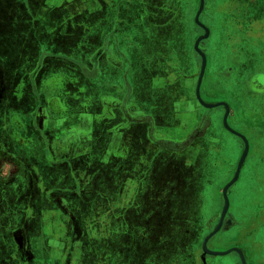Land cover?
I'll list each match as a JSON object with an SVG mask.
<instances>
[{
  "label": "crops",
  "instance_id": "1",
  "mask_svg": "<svg viewBox=\"0 0 264 264\" xmlns=\"http://www.w3.org/2000/svg\"><path fill=\"white\" fill-rule=\"evenodd\" d=\"M212 1L213 7L219 1L214 9L225 15L224 28L228 33V47L224 46L213 74L218 63L222 68L233 62L235 65L234 68L231 66V78L221 81L225 101L206 102L204 95L217 92V88L212 87V74H207L206 55L207 66L199 94L207 104L226 103L229 126L234 129L230 124L233 122L244 130L241 133L234 129L244 135L250 145L243 167L252 146L262 160L261 173L255 176V192L244 193L239 200H231L228 194V212L232 217L223 221L217 234L222 229L234 228L241 240L223 252L231 251L227 255L235 253L239 264H264V240L257 241L261 237L255 234L264 228V93L253 95L246 85L257 71L264 73V44L261 55L258 51L248 52L250 38L246 39L247 44L233 34L244 31L250 32L248 35L254 34L255 26L264 32V18L254 16L255 10L259 15L263 12L264 16V0L261 4L254 2L257 0ZM198 2L200 9L201 0ZM185 18L183 0H0V264H45L43 252L49 236H31L29 233V225L32 229V221L39 217L45 226L49 222L59 224V219H64L63 214L68 215V209L75 208L84 220L78 216L76 219L80 222L75 223L72 232H81L79 240L84 237L88 232L85 228L89 222L87 209L97 206L94 197L102 193L110 177V173L103 170L106 165L100 161L103 153L106 154L104 162H111V159L119 162L120 165L111 168L115 170L125 167L120 162L131 155L136 156L150 167L146 175L152 173L150 161L154 159L166 161L174 156L192 154L194 157L190 159L196 160L199 154L220 153V140L205 138L211 120L209 116L199 114L196 105L209 110L223 105L207 108L197 93L195 98L194 90L187 88L192 74L183 71L187 55ZM195 22L202 33L196 16ZM201 23L210 30L208 25ZM47 33L63 35L57 46L64 49V56L46 52ZM226 56L236 58L225 62ZM198 59L200 67L202 60ZM175 70L182 75L177 76ZM198 75L199 72L194 76ZM168 80L175 82L174 88L163 84ZM175 99H178L176 103ZM174 104L179 107L175 123L172 121L174 110H171ZM223 108L226 115L227 109ZM33 129L37 132L36 137ZM224 130L229 132L225 126ZM232 135L240 141L242 157L243 141ZM202 140L206 146L198 145ZM19 143L28 144L34 150L16 153L15 145ZM115 170H110L111 174ZM241 172L229 192L239 181ZM168 175H158L154 190L148 192L149 197L159 199L157 202L162 207L202 206V200L188 199L190 193L182 191L179 185L174 191L166 190ZM198 197H202L201 193ZM117 199L120 201L115 205L120 207L123 203L120 197ZM233 204L235 210L231 211ZM183 214L181 220L176 221L177 226L172 222L168 225L166 215L155 218V227L151 221H146L147 228L136 238L155 240V228L165 236L169 226L170 234L181 232L176 239L184 238L185 230L186 236L191 235L200 227V220L197 217L194 224H189L183 220ZM138 216L136 212L134 219ZM73 219L75 221L74 216ZM18 223L23 226L6 232L10 225ZM117 224L116 229L124 235L125 222ZM180 224L186 228L183 232L184 226L180 227ZM34 240H41L40 248ZM249 240V246L257 250L260 259L255 260L254 253L243 244ZM60 241L63 245L61 256H68L70 250L64 249L65 238ZM15 242L18 246L13 251L11 246ZM9 248L11 252H8ZM90 249L87 256L94 253ZM137 251L140 252L138 247ZM48 255L53 260H63L55 258L53 249Z\"/></svg>",
  "mask_w": 264,
  "mask_h": 264
},
{
  "label": "rangeland",
  "instance_id": "2",
  "mask_svg": "<svg viewBox=\"0 0 264 264\" xmlns=\"http://www.w3.org/2000/svg\"><path fill=\"white\" fill-rule=\"evenodd\" d=\"M183 2L185 3V19L187 28V33L184 35L187 55L185 58L186 65H184L183 71L185 74H192V78H190L189 80L188 87L189 89L193 90L197 83V79L194 75L198 74L199 72V59L197 52L198 49L196 50L195 46L197 48L198 45L199 50L203 54H205L203 51L206 50L205 55H207L209 62V65L207 67V74H213V70L216 65L215 63L217 62L218 58H221L224 52V46L228 47V42L226 41L228 33L224 28L227 20L225 15L218 14V12L214 9L219 1H217L213 7V1L207 0L206 3L204 2V7L205 4H207L205 10L202 13L201 18L200 16L199 18L204 24L209 26L211 35L209 37L210 30L205 26L208 32L206 31V33L201 36V30L196 28L195 22V16L199 9L198 0H183ZM254 2L261 4V0H257ZM210 5H212V9H210ZM222 8L226 9L225 5H223ZM260 8L261 10H263V6H260ZM256 13H258L257 10H255L254 16H262V18H264L262 14L263 12L261 13L260 11V15L259 13L258 15H255ZM46 21L47 25H50V21ZM255 30L256 31L254 32V34L252 33L251 35L255 40V44H258L259 42L256 39L258 37H261L262 33L264 34V32L258 26H255ZM52 34L53 33H47L48 36L46 37V45L48 49L46 52L48 54L52 53L64 56V49H59V47L57 46V42H62L63 35L60 36V34ZM200 44L202 45L201 48ZM246 50L250 49L247 48ZM252 50L253 52H256L258 50L263 51V48L262 45H254V48ZM199 56L201 57L200 54ZM230 65L234 66V64ZM61 82L62 80L60 81V83ZM61 90L62 88L60 89V92ZM217 92L214 95H204L203 99L209 103L225 101V98L223 97V90L220 88L217 90ZM59 105L61 106V104ZM196 106L198 107L199 114L203 116H209L211 120L210 129L205 138L213 137L219 139L221 142V151L220 153L206 151L207 153H203L202 156H200L201 154H199L198 157H196V160L190 159L191 157H194V155L192 154L174 156L173 159L166 160V165L162 166L158 163L157 168L155 167L156 178L160 174L161 176H165L167 173L169 174V181L166 184V190L170 189L171 191H174V188L179 185L182 191L190 193L195 189V187L192 186L196 184L197 195L199 196V194L201 193L202 197L200 198L196 196L195 200H202L203 203L201 207L190 209L192 214L191 216L196 219L198 217V220H200V227L196 231V238L192 236L193 238L191 237L189 240H187L183 247H181V243H179L177 245L179 249H175L174 254H171L169 256H166L164 254L163 258L159 259L161 260V262H154V264H239V257L235 253H231L226 256H213L209 254L204 255L203 243L204 240L216 229L218 225L217 218L220 217L221 219L222 217L224 210L223 202H225L223 190L224 187L232 179L234 174L233 171H235L236 173V170L238 168V164L240 162V157L242 154L241 144L237 137L224 130L223 118L225 115V109L223 107L209 110L198 105ZM59 108L63 109L62 106ZM230 124L235 130L241 131V133L244 132V130L238 124H234L233 122H231ZM174 135L180 136V133L174 132ZM198 143V145L201 144V146H206V142H204V140ZM243 148L245 149L244 141ZM29 150L34 149L28 144L21 145L19 143L18 145H15V151L20 154H22V152H28ZM135 154L137 155V153ZM105 156L106 154L103 153V155L100 157V161L103 162L104 165H106L104 166L103 170L110 173V177L106 180L107 183L104 184L103 191H101L102 193H100L98 197H94V202L97 206L95 208L88 207L87 209V219L93 218V221L88 223V237L90 235V240L93 244L87 243V237L81 238V240H79V233H81L78 232L79 230H76V234L74 231L72 232V230H74L75 228V223L80 222L79 219L76 218L78 216L83 218V215H80L81 212L78 213L74 211V209H72L74 212L69 214L71 215L70 217L65 216L63 220L59 219V224L49 222L45 226V223H42L40 217L38 218V220L34 219V222L32 221L31 223V233H33L31 236H37V234L49 236V238L46 237L48 240L44 245L45 251L43 252V261L45 264H143L141 251L150 252V249H152V252H150L151 254H154L155 251H157L156 241H149V238H142L140 240L136 238L139 235L137 234L138 230L136 228L140 226V230L143 231L145 227L147 228L146 223H148L146 222L147 220L143 221L140 218L134 219V215L136 213L135 210L137 209L136 206L140 201L138 194L142 188L141 184L139 183V173L141 169L143 170L145 168V166L143 167V164L138 160L136 156L131 155L126 160L120 162L125 166L124 168L121 167L118 170H115L111 168L113 167V165H120L119 162L111 159V162L106 163L104 162ZM258 156L259 155L256 154L255 149L252 146L250 155L246 161L245 166L242 169L241 177L236 185L231 188V192H229L231 200H239L245 194H251V191L255 192V176H258V174L261 173L260 170L262 169V160H260V157ZM140 164L141 168L139 166ZM136 168H138V171H134ZM248 169L249 171H247ZM110 170L115 171H112L111 174ZM186 178L190 179L192 181V184L190 181H187ZM141 183L144 184L143 190H146L144 191V196L146 194L147 196H149V193L147 192V190L150 189V187H147L149 186V184L145 181ZM203 183L204 185H202ZM156 184L157 181H155V186ZM135 189H137L138 192H136ZM153 190L154 188L151 189V191ZM166 190H164V194H166ZM170 194H172V192H170ZM191 196L193 197L194 195L190 193V197H188V199H191ZM119 197L121 198V203L123 204H121L120 207H117L115 204H117L116 202L120 201L117 199ZM152 199H154L155 202L159 201V199H155L154 197ZM172 207L173 206H163L159 208V210L154 209L155 207L151 208L148 212L149 218L152 219L151 225L154 226L153 221L155 220V218L157 219V217L159 218V216L164 215H166L167 220L169 221L168 225H170L171 222L173 225H178L176 221H180V217H173V215H171ZM233 207L234 204L232 205L231 211L235 210L233 209ZM173 208H175V211H179L177 206ZM157 210L158 216H155V212ZM161 210L163 211L162 213H160ZM85 212L86 209L83 211L84 215ZM193 212L195 213L193 214ZM72 214L75 217V221ZM227 214L228 211L226 212L225 216ZM120 222H125L126 227L124 230V235L123 233L118 232V230L116 229L118 226L117 223ZM190 224L194 223L190 222ZM17 227L21 228V225H10V227L6 229V232H10ZM169 227V230H167L168 233L164 237H168L169 235H171L170 233H172V231ZM155 232V236L157 238H160V236H162L160 229L156 230L155 228ZM255 234L258 238L261 237V239H257V241L264 240V228L256 231ZM118 235H120V237ZM62 238H65L64 249L68 248L70 250L69 255H64V257L61 256V247L63 245L61 244V246L59 243ZM238 240H241L240 234L239 232H235L234 228L229 227V229H222L218 234L209 239L208 249L217 252L227 251L234 247L235 242ZM34 242L36 243V247H41V240H34ZM243 244L250 248L251 252L254 253V259L258 260L259 254L257 253V250H254L249 246L251 245L250 240L243 241ZM254 246L255 244L253 243V247ZM90 247V250H93L94 253L90 256H87L86 253L87 251L89 252ZM137 247L140 252H136ZM0 248H2L1 245ZM52 249L53 253L56 255L55 258H62V261L53 260L51 256L48 255L49 253H51ZM148 260L153 261L154 259L151 257ZM38 263L43 264V262ZM147 263L149 264L150 262L147 261Z\"/></svg>",
  "mask_w": 264,
  "mask_h": 264
},
{
  "label": "flooded vegetation",
  "instance_id": "3",
  "mask_svg": "<svg viewBox=\"0 0 264 264\" xmlns=\"http://www.w3.org/2000/svg\"><path fill=\"white\" fill-rule=\"evenodd\" d=\"M207 5V4H206ZM249 27H250V25H249ZM201 28V27H200ZM247 28V27H246ZM202 29V33H201V36H203L205 33H206V31L203 29V27L201 28ZM244 29V28H243ZM233 34H236L239 38H241L242 40L241 41H244L245 40V42H247V44H248V42L249 41H246V39L247 38H250V40H251V44H249V46H250V50H247L248 52L250 51V52H253V48H254V45H263L264 44V34L262 33V36L261 37H258L256 40L259 42L258 44H255V40H254V38H252V35H248V34H250V32H246V31H244V32H238V33H233ZM228 37V36H227ZM203 42V41H202ZM201 42V43H202ZM252 42H253V44H252ZM241 43V42H240ZM201 44H200V48H201ZM245 50V49H244ZM205 54H206V50H204L203 51ZM245 52V51H244ZM260 53V55H261V51H259L258 50V54ZM259 55V56H260ZM231 56H233V54H231ZM230 56V57H231ZM250 56H252L253 57V55H250ZM198 57H200L199 56V53H198ZM201 58V57H200ZM231 58H236V57H231ZM230 58V59H231ZM229 59V57L228 56H226L225 57V59H223V61H225V62H227V61H229L230 60ZM201 60H202V58H201ZM232 62V61H231ZM202 64V63H201ZM201 64H200V67L198 68V71H199V75H200V72H201ZM219 65H218V67H216V72L214 73V74H212L211 75V83H212V87H216L217 89H216V91L218 90V89H220V87L222 86V82L221 81H228L230 78H231V76H232V71H231V66H228L227 68H222V65H220V63H218ZM233 64L235 65V62H233ZM217 66V65H216ZM233 68H234V66H233ZM174 73H176V74H178L177 76H181L182 74L181 73H179V71H174ZM199 75L198 76H196V78H197V83H196V86L194 87V97L195 98H197L196 97V88H197V85H198V79H199ZM176 76V75H175ZM176 81V80H175ZM165 83H163L166 87H172V88H174V86H175V82H173V83H171L170 82V80H168V81H164ZM159 83L160 84H162L161 83V81H159ZM247 85V87H248V89H249V91L253 94V95H258L259 93H264V73H262V72H256L251 78H250V80H249V82L246 84ZM187 88H189L188 86H187ZM176 90V89H175ZM192 90V91H193ZM175 93H176V96L179 94L178 93V91H175ZM179 96V95H178ZM178 101V99H175V101H174V103H176ZM222 107H224V106H222ZM178 108L179 107H177V106H175V104L172 106V109L171 110H174V112H173V118H172V121H173V123H175L176 121H177V118H176V114H178ZM34 112H32L31 114H33ZM32 116L33 115H31V119H32ZM200 118V117H199ZM198 118V122H200L201 123V120ZM32 121V120H31ZM33 122V121H32ZM196 124H199V123H197L196 122ZM263 131H264V129H262ZM16 133H18V132H16ZM32 133H33V136L34 137H36V134H37V132H35V130L33 129L32 130ZM17 137H20L19 136V134H17L16 135ZM250 146V145H249ZM18 148V147H17ZM16 152V151H15ZM16 153H18V152H16ZM193 160V159H192ZM139 163V162H138ZM142 164H143V167L145 166V168L142 170L141 169V171H140V173H139V182H140V184H141V191L144 189V184L143 183H141V182H143V181H145L146 183H148L149 184V186H147V187H150V189L149 190H147V192H150L151 191V189L152 188H154L155 187V181L157 180V178H156V175H155V171H156V168H157V165H158V163L159 164H161L162 166H164V165H166L167 164V161H160V159H154V160H152V161H150V163L151 164H153L152 166L154 167L153 168V171H152V173L149 175H146V171L148 170V168H150V167H148L147 166V164H145V162H141ZM147 163V162H146ZM140 166V168H141V164L139 165ZM156 167V168H155ZM145 171V172H144ZM186 180H188V178H186ZM192 187H195V189L193 190V191H191V194L192 195H194L193 197L191 196V199H194V198H196V196H197V185L196 184H194ZM139 188H140V185H139ZM140 191V192H141ZM144 191H146V190H143L141 193L139 192V194H138V197L140 198V201L138 202V207H136L137 209L135 210L136 212H138V215H140V216H138V218H140L141 220H143V219H150V220H147L148 222L149 221H152V219L151 218H149V214H148V212L150 211V209L151 208H153V207H155L154 209H158L159 210V208H161L162 207V205L159 203V202H155L154 201V199H152L153 197H149V196H147V194L144 196ZM136 192H138V190L136 191ZM143 196H142V195ZM200 195V194H199ZM190 199V198H189ZM162 200H163V198H162ZM161 200V201H162ZM178 203V202H177ZM193 203V202H192ZM190 204V205H193V204ZM148 206V205H151L150 207H141V206ZM72 209H75V208H69L68 210H69V214H71L72 213ZM172 209V211H171V215H174V214H180V213H174V208L172 207L171 208ZM190 209H192V207L191 208H189V206L188 207H185V209H184V216H183V220L184 221H186V222H195L194 220H195V218L193 217V216H191L192 214H191V211H190ZM158 210L155 212L156 214H155V216H158ZM124 212H126V211H124ZM160 213H162V212H160ZM195 212H193V214H194ZM65 214V213H64ZM63 214V215H64ZM69 214L67 215H64V217L65 216H69ZM231 217H232V215L230 214V212H228V214L225 216V218H224V222H226L227 220H229V219H231ZM87 218V217H86ZM83 219V218H82ZM146 220H143V221H146ZM181 220V219H180ZM192 220V221H191ZM217 221H218V223H219V221H220V217H218L217 218ZM89 222H92V218H90L89 219ZM88 222V223H89ZM87 223V224H88ZM87 224H85V228H86V230L88 229V226H87ZM18 225H22L23 226V224H21V223H19ZM25 227H27V225H24V228ZM138 231H137V234H142L143 233V231H145V230H143V231H141L140 230V226H138L137 228H136ZM32 232V229L30 228V225H29V233L32 235L33 233H31ZM86 232V231H85ZM87 234V235H86ZM90 234V233H89ZM84 237L83 238H86L87 236H88V232L87 233H85L84 235H83ZM187 236H190V234H188ZM192 236H194L195 238H196V231H194V232H192V234H191V237ZM88 239H87V243H89V244H93L92 242H91V240H90V235H89V237H87ZM193 238V237H192ZM92 240H93V238H92ZM155 241V240H154ZM16 243V242H15ZM17 243L16 244H14L13 246H11L12 247V249H13V251H15L16 250V248H17ZM12 250H11V248H9L8 249V252H11ZM168 251H170V249H168Z\"/></svg>",
  "mask_w": 264,
  "mask_h": 264
},
{
  "label": "water",
  "instance_id": "4",
  "mask_svg": "<svg viewBox=\"0 0 264 264\" xmlns=\"http://www.w3.org/2000/svg\"><path fill=\"white\" fill-rule=\"evenodd\" d=\"M204 1L205 0H201V6H200V9L196 15V21L199 25H201L204 30L206 31V28L205 26L199 21V16L201 14V12L203 11L204 7H203V4H204ZM205 40V39H203ZM195 49L197 50L196 46H195ZM197 52L201 55L202 57V66H201V72H200V76H199V81H198V85H197V88H196V93H197V97L198 99L200 100V102L203 104V106L207 107V108H215L217 106H220V105H223L224 107H226L227 109V114L225 115V119H224V126L225 128L231 132L232 134L240 137L244 143H245V149H244V153H243V156L241 157L240 159V162L238 164V168L236 170V173H235V176L234 178L224 187V190H223V193H224V196H225V202H224V210H223V214H222V217L220 219V222L217 226V228L204 240V243H203V250H204V255L205 254H209V255H213V256H223V255H227L228 253H230L231 251L229 252H217V251H211L207 248V250L205 249V241H209V239L211 237H213L214 235L217 234V232L221 229L222 225H223V221H224V217H225V214L226 212L229 210V189L230 187L238 180L239 178V175H240V172H241V169L243 167V164L245 162V159H246V156L249 152V143H248V140L247 138L240 134L239 132L235 131L234 129H232L229 124H228V121H227V118H228V113H229V107L226 103H219V104H207L205 102H203L201 100V97H200V94H199V91H200V85H201V80L204 76V73H205V70H206V66H207V58H206V55L205 54H201L200 51L197 50ZM227 224V223H226ZM233 250H236V249H233ZM203 255V256H204Z\"/></svg>",
  "mask_w": 264,
  "mask_h": 264
},
{
  "label": "trees",
  "instance_id": "5",
  "mask_svg": "<svg viewBox=\"0 0 264 264\" xmlns=\"http://www.w3.org/2000/svg\"><path fill=\"white\" fill-rule=\"evenodd\" d=\"M256 17V16H255ZM191 182V184H192V181H190ZM191 193V192H190ZM177 207H178V210L179 211H175V208H174V213H180V214H174L173 215V217H175V216H179L180 218H181V216H182V209L184 210L185 209V206H184V204L182 205V204H180V205H177ZM185 214H183V216H184ZM190 224V223H189ZM176 225V224H175ZM181 226H184L183 224H180ZM177 226V225H176ZM184 229H186L185 228V226H184V228L181 230L182 232H183V230ZM177 233H179V234H177ZM175 232V234H171V235H169L168 237H161V238H155V241L157 242V251H155V253L154 254H151L150 252H141V254H142V261H143V264H148L147 263V261H149L150 263L149 264H154V262L155 263H160L161 262V260H159V259H162L163 258V256H164V254L166 255V256H169V255H171V254H174V251H175V249L176 250H178L179 248H178V244L179 243H181V247H183V245L185 244V242L187 241V240H189L190 238H191V235L190 236H186V234H187V230H185L184 231V238H179V239H176L175 240V237L176 236H179L180 234H181V232L180 231H178V232ZM173 235H175L174 237H173ZM164 236V235H163ZM185 237H188V238H185ZM177 246V247H176ZM168 249H170V251H168L167 253H166V250H168ZM152 252V251H151ZM153 258L154 260L153 261H150V260H148L149 258ZM158 258V259H157Z\"/></svg>",
  "mask_w": 264,
  "mask_h": 264
},
{
  "label": "bare ground",
  "instance_id": "6",
  "mask_svg": "<svg viewBox=\"0 0 264 264\" xmlns=\"http://www.w3.org/2000/svg\"><path fill=\"white\" fill-rule=\"evenodd\" d=\"M205 2V1H204ZM203 7H204V4H203ZM206 31L208 32V30L206 29ZM197 49H198V51H200L199 50V47H198V45H197ZM201 52V51H200ZM202 53V52H201ZM203 54V53H202ZM208 241H205V249L207 250V248H208Z\"/></svg>",
  "mask_w": 264,
  "mask_h": 264
}]
</instances>
